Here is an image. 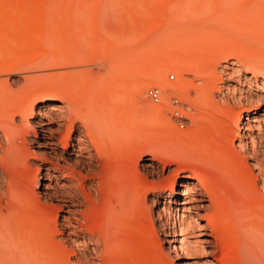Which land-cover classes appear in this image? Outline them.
<instances>
[{"label":"rangeland","instance_id":"rangeland-1","mask_svg":"<svg viewBox=\"0 0 264 264\" xmlns=\"http://www.w3.org/2000/svg\"><path fill=\"white\" fill-rule=\"evenodd\" d=\"M219 5L203 0H0V96L7 92L19 96L34 93L38 99L35 113L23 118L16 109L10 110L15 122L22 120L30 124L40 119L42 112L38 105L50 100L47 97L52 94L48 93L66 86L72 90L66 95H74L79 101L75 105L79 103L80 109H88L87 114H91V108L98 109V102L102 103L105 97L120 99L110 110L120 118L110 125L120 128L124 134L114 160L129 157L123 150L125 147L138 148V153L133 155L135 158L142 157L150 148L163 155L156 165L160 172L166 167L165 179L174 178L179 166L197 164L208 170L212 182L217 181L219 185L223 182L222 197L224 194L240 201L245 194L240 188H232L236 181L234 172L222 166L229 162L224 140L228 138L227 127L231 121L224 113L217 112L216 105L235 114L243 112L240 136L234 140L236 149L240 150L241 139H245V119L254 116L247 113L258 109L257 96L264 95L263 78L256 79L249 71V66L259 65V60L255 59L257 63L252 60L256 54L262 55L264 61V27L256 29L255 24L246 20H225L228 7ZM204 8L213 12L205 13ZM255 30L259 33H254ZM227 48L228 54L214 53ZM168 60L172 63L169 66L165 64ZM193 65L198 67L197 71L186 73L185 69ZM165 68L167 73L162 74L159 84L142 91L141 86ZM170 75H174L173 80L169 79ZM184 86L187 88L182 89ZM152 88L161 90V104H154L146 95ZM56 91L53 97L57 99ZM167 97H175L180 106L171 107L165 100ZM146 104L158 108L152 117L142 115ZM173 111L184 115L182 122L171 116ZM0 119V123L5 120L1 115ZM8 119L5 121L9 122ZM56 122L58 120L51 123L50 129L57 128ZM250 123L255 125L251 120ZM172 130L181 136H175ZM192 130V134L184 135ZM36 133L30 130L25 136L29 139H34L35 135L44 137L40 128ZM251 133L264 142V131L253 127ZM75 136H79V126ZM15 140L18 146L22 145L21 138ZM73 144L77 145V141ZM28 147L35 151L30 142ZM59 147L61 149L62 145ZM151 154L144 157L150 159ZM73 155L70 149L66 159L74 161ZM245 158L254 168L255 162L247 155ZM254 171L261 176L257 168ZM15 178L21 181L23 175L16 174ZM46 183L42 176L41 185ZM257 183L258 187L264 185L262 176ZM164 186L170 185L165 182ZM36 191L41 192L42 187ZM178 197L180 201L185 199ZM150 203L155 215L163 200L157 207ZM179 209L182 214V207ZM187 209L186 217L196 212L192 204L187 205ZM201 214L206 217L207 212ZM162 221L168 232L173 227V214L164 215ZM199 224L205 222L199 220ZM157 232L161 247L170 259L160 261L150 250L141 248L135 264H209L212 260L209 246H200L194 241L208 239L201 231H193L195 236L186 237L193 245L186 253H180L179 262L169 251L165 232L159 229ZM221 238L225 240L220 246L221 253L227 254V258L220 259L223 256L220 253L217 257L221 264H234L236 250L232 246L236 239L228 232ZM141 241L142 245L147 244L144 238ZM213 242L218 244L217 240Z\"/></svg>","mask_w":264,"mask_h":264},{"label":"bare ground","instance_id":"bare-ground-1","mask_svg":"<svg viewBox=\"0 0 264 264\" xmlns=\"http://www.w3.org/2000/svg\"><path fill=\"white\" fill-rule=\"evenodd\" d=\"M203 1L228 7L225 20H246L255 24L256 29L264 27V0ZM202 10L205 13L211 11L207 8ZM254 33L259 32L255 30ZM222 50L214 53H230L228 48ZM255 59L260 61L259 65L249 66V71L256 79L263 78L261 87H264L263 56L256 54L252 57L254 62ZM165 64L169 66L172 63ZM197 69L193 65L185 72L194 73ZM166 71L159 70L141 86L142 91L148 86L158 85ZM70 89L66 86L55 90L59 99L53 97L55 91L48 93L52 94L47 97L50 100L39 103L41 117L33 124L22 120L15 122L10 110L16 109L23 118L35 113V101L38 99L34 93L19 96L7 92L0 96V115L5 120L13 116L9 122L4 120L0 123V264H135L141 248L150 250L160 261L166 262L170 257L161 247L158 229L165 232L169 251L174 253L178 262L180 253H186L193 245L186 237L195 236L193 231L199 230L208 239L202 242L194 238V241L211 249L209 264H218L220 259L227 258L220 248L225 241L221 237L227 232L236 239L232 246L236 250L234 264H264V185H257L261 176L264 182V142L251 133L253 127L264 131V111L260 109L264 108V95L257 96L258 109L247 113V116H254L245 119V139H241L240 150L236 149L234 140L240 136L243 112L235 114L216 105L217 112L224 113L231 121L227 127L228 138L224 140L229 162L222 166L230 167L234 172L236 181L233 179L235 185L232 188H240L245 194L238 201L224 197V194L222 197L225 193L223 182L221 186L217 181L212 182L208 170L197 164L179 166L174 178L165 179L166 167L160 172L156 165L163 155L150 148L143 152L142 157L135 158L138 148L125 147L123 150L129 157L114 160L124 134L120 128L110 125L120 120L110 110L120 99L103 96L102 103L98 102L99 110L91 108L88 115V109H80L79 103L75 105L79 101L74 95H66L72 91ZM157 110V107L146 104L142 115L152 117ZM54 120H58L57 128L50 129ZM78 126L79 136L74 137ZM37 128L43 131L44 137L35 135L34 139H29L25 136L30 130L37 134ZM172 131L175 136H181L178 131ZM17 137L22 139L20 146L15 143ZM257 140H261L260 143ZM74 141H77L75 146ZM28 142L35 151L28 147ZM59 145H62L61 149ZM70 149L74 151L72 162L66 159ZM147 153H152L150 159L144 157ZM245 155L255 162L254 168L261 176L255 174ZM19 173L23 175L21 181L15 178ZM42 176L48 182L43 186ZM165 182L170 186L165 187ZM41 187L42 191L37 192L36 189ZM178 196L185 199L180 201ZM162 200V207L154 215L149 203L157 207ZM190 204L196 212L186 217L187 205ZM203 211L207 212L206 217L201 214ZM172 214L173 227L167 232L162 218ZM199 220L205 224H199ZM143 238L146 245L141 243ZM213 240L218 244L214 245ZM219 253L223 254L220 259L217 257Z\"/></svg>","mask_w":264,"mask_h":264},{"label":"built area","instance_id":"built-area-1","mask_svg":"<svg viewBox=\"0 0 264 264\" xmlns=\"http://www.w3.org/2000/svg\"><path fill=\"white\" fill-rule=\"evenodd\" d=\"M170 80L174 79V75L169 76ZM146 95L148 98L154 103V104H161L162 103V93L159 88H152L146 92ZM165 100L168 102V104L171 107H178L180 106V103L175 97H167ZM171 116L177 120L178 122H182L184 115L180 111H173ZM182 127V125H180Z\"/></svg>","mask_w":264,"mask_h":264}]
</instances>
